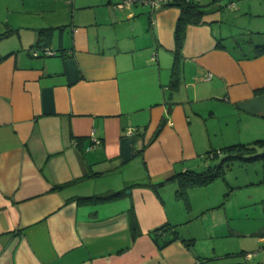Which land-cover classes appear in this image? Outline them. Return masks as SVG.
<instances>
[{"label":"crops","instance_id":"obj_1","mask_svg":"<svg viewBox=\"0 0 264 264\" xmlns=\"http://www.w3.org/2000/svg\"><path fill=\"white\" fill-rule=\"evenodd\" d=\"M120 1L0 0V264H264V229L196 210L191 188L187 208L173 180L264 139V54L221 29L214 2L186 26L171 87L179 8Z\"/></svg>","mask_w":264,"mask_h":264},{"label":"rangeland","instance_id":"obj_2","mask_svg":"<svg viewBox=\"0 0 264 264\" xmlns=\"http://www.w3.org/2000/svg\"><path fill=\"white\" fill-rule=\"evenodd\" d=\"M199 1L204 4L208 2L216 3L214 7L218 8L223 16L221 29L231 33L235 40L237 38L238 41H244L252 37L254 42H260L264 39V31H262L264 30L262 29L264 28V15L260 17H245L237 9L240 3H249L254 9L260 10L262 9L261 5L264 4V0ZM231 1L235 4L233 7L229 6ZM5 12V9L2 10L0 8V20H3ZM245 26L257 29H252L256 31L249 33V29L243 28ZM9 39L5 40V42L16 41L15 37ZM261 153H264V150H260L254 154L258 155ZM250 155H253V153ZM220 161L223 162V170L219 176L205 185L191 188L190 192L194 198V208L197 210L201 204H209L208 206H213L214 211L219 209L217 211L223 214L226 213L229 217V223L239 228L238 230L241 232H251L260 228L264 229V154L253 159L208 158L207 162L214 165ZM178 205L181 206L182 204ZM219 212H215V214ZM209 214L211 215L212 212Z\"/></svg>","mask_w":264,"mask_h":264},{"label":"trees","instance_id":"obj_3","mask_svg":"<svg viewBox=\"0 0 264 264\" xmlns=\"http://www.w3.org/2000/svg\"><path fill=\"white\" fill-rule=\"evenodd\" d=\"M213 2L201 3L200 1H187V0H173L172 2L166 4L169 6H176L179 8L180 13L176 20L175 28H174V49H173V64L171 66V80L170 86L176 87L178 83V70H179V60L181 58L180 52L185 38L186 26L188 24H198L202 22V16L213 9ZM245 42H253V53L251 57H256L261 54H264V43H257L252 41V39H248ZM35 45L34 47H37ZM33 48V47H32ZM43 55V54H42ZM247 56V55H245ZM4 57L1 56L0 59ZM261 90H264L262 88ZM258 148H262L264 150V139H258L251 143H234L226 145L217 150H211L208 152V156L212 159H220V158H240V159H253L256 158L257 155L254 154L258 152ZM253 155H250L252 154ZM216 163V162H215ZM223 170V162H219L217 164L212 165V163H207L205 168L201 171L195 170H185L183 172L176 173L173 180L176 183V189L174 192V196L176 199L182 200L187 208H189V198H188V190L195 186L205 185L217 176L222 173ZM152 186V185H150ZM155 188L156 186H152ZM123 191H106L95 195L90 196H79L76 197L78 202L90 203V202H104L110 201L113 199H117L121 197ZM128 218L130 222L131 229L137 232V224L134 212L130 208L128 210ZM173 225L162 226L157 231L160 232H169ZM173 238L177 237L176 231L173 232Z\"/></svg>","mask_w":264,"mask_h":264},{"label":"built area","instance_id":"obj_4","mask_svg":"<svg viewBox=\"0 0 264 264\" xmlns=\"http://www.w3.org/2000/svg\"><path fill=\"white\" fill-rule=\"evenodd\" d=\"M173 0H121L117 5L118 6H124V7H129L131 5L134 4H144L150 7V9L154 10L157 9L159 7H162L170 2H172ZM187 1H199V0H187ZM235 4L234 2L230 3L229 6L233 7ZM30 53L34 56L39 55V54H43V55H53L56 52L50 48L47 47H33L30 49ZM207 77H210V75L208 74ZM169 123H171L169 121ZM92 143H98L99 139L97 137L92 136L91 138ZM92 144V145H93ZM211 156V155H210ZM261 239H264V236L261 237ZM246 257H250L253 255L252 252H246L244 254Z\"/></svg>","mask_w":264,"mask_h":264},{"label":"water","instance_id":"obj_5","mask_svg":"<svg viewBox=\"0 0 264 264\" xmlns=\"http://www.w3.org/2000/svg\"><path fill=\"white\" fill-rule=\"evenodd\" d=\"M261 154H264V153H261ZM261 154H258L257 156H261Z\"/></svg>","mask_w":264,"mask_h":264}]
</instances>
